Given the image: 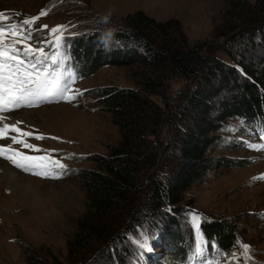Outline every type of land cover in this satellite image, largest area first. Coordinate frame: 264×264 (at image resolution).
<instances>
[{
	"label": "rangeland",
	"instance_id": "rangeland-1",
	"mask_svg": "<svg viewBox=\"0 0 264 264\" xmlns=\"http://www.w3.org/2000/svg\"><path fill=\"white\" fill-rule=\"evenodd\" d=\"M42 11L46 14L40 15ZM0 13L10 17V20L3 21L5 25L22 24L24 19L39 17L24 28L31 31L30 41L36 46H39L38 42L48 41L43 46L50 54L55 51V35L51 29L63 25V31L67 33L62 41L70 44L62 46V53L69 58L74 40L86 44L94 33L102 29L122 31L125 29L124 22H132L137 15L166 25L171 43L183 44L186 49L199 48L204 57L213 56L223 61L227 70L234 68L241 72L243 66L238 62L256 67L264 58V42H260L259 37L264 35V0H0ZM256 18L261 21L256 22ZM68 29L69 35H81L74 40L67 38ZM92 44L93 49L102 50L107 57L122 52L120 46L105 43L103 38L101 42ZM158 44H155V49ZM235 52L238 56L233 59L229 53ZM141 55L151 60L143 52ZM79 62L76 61L75 65L79 70V78L73 84L75 99L61 100L66 103L54 101L51 105L20 107L2 114L8 120L9 114L21 115L22 110H36L30 116L31 122L19 121L17 125L23 132L32 133L22 139L35 148L13 143L11 136H19L18 133H9L8 137L0 139V144L10 145L13 150L46 156L51 163L48 164L50 169H41L50 172V175H37L35 171L16 167L0 156V160L25 177L23 181H14L0 176V264H28L26 248L34 250L44 264H72L69 244L78 232V220L88 209L87 194L77 172L82 169L96 170L97 166L90 158L108 155L109 148L118 146L121 141L119 128L104 110L101 96L94 92L96 89L118 87L142 93L152 67V64L106 65L90 74ZM166 70L167 67H163L157 74L160 76ZM219 77L212 78V86L221 83ZM229 80L232 84L238 81L233 75ZM232 84L226 87V92L222 93L225 99L218 100L219 103L232 102L233 95L237 94L231 92ZM205 85L203 79L198 88H205ZM187 88H190L187 82L170 79L164 90L167 100L172 102ZM153 104L158 107L155 111L164 112L166 109L162 96H155ZM57 110L63 113L58 114ZM187 120L182 122L181 127L190 124ZM231 124L233 128L219 133L221 143L210 151L214 163L212 172L186 192L182 213L168 215L165 221H162L163 217L153 215V218H158L135 232V238L130 239L134 251L127 260L128 264H144L145 259L149 261L147 264H153L152 258L158 257L159 261L173 260V256L167 253L172 249L169 236L172 232L177 233L173 220L184 231L180 234L185 244L190 239L191 245L193 243L202 248L204 243L198 229L199 221L228 222L237 227L236 234L240 240L229 250L223 263L231 264L232 259L236 264H264V133L236 119L231 120ZM167 125L164 124L161 134L168 140L173 133ZM52 161H59L65 167L60 169ZM26 178L32 181L25 183V180L28 181ZM164 181L168 184L170 180L165 178ZM143 195L142 190L140 197L144 200L146 195ZM167 204L166 200L164 209ZM195 214H198V219L194 221ZM125 237L129 240V232L123 239ZM145 242L148 247H140ZM241 243L250 246L247 253ZM123 247L119 241V250L124 252L126 249ZM105 249L106 245L97 246L84 264L104 262ZM201 254L206 255L207 252L201 251Z\"/></svg>",
	"mask_w": 264,
	"mask_h": 264
},
{
	"label": "trees",
	"instance_id": "trees-1",
	"mask_svg": "<svg viewBox=\"0 0 264 264\" xmlns=\"http://www.w3.org/2000/svg\"><path fill=\"white\" fill-rule=\"evenodd\" d=\"M259 19L254 20L261 21ZM124 26L122 31L102 29L94 33L86 44L74 40L81 33L68 34L67 37L75 43V48L72 44L71 50L74 64L80 61L90 74L106 65L152 64L142 93L118 87L96 89L94 92L101 96L104 110L119 128L121 141L118 146L109 148L108 155L90 158L96 164V170L82 169L77 172L87 194L88 209L78 220V232L69 244L72 264H84L99 245H106L107 248L101 264H128L127 260L134 251L130 239L135 238V232L141 227L146 228L158 217H163L162 221H165L168 215L181 214L186 192L212 172L214 163L210 151L221 143L219 133L233 128L231 120L249 123L260 131L264 129V58L256 67L238 62L243 66L241 72L234 68H229V71L223 61L213 56L204 57L199 48L186 49L183 44L171 43L167 26L157 24L144 15H137L132 22L125 21ZM107 33H111L107 43L120 46L125 54L121 52L107 57L102 50L92 48V43L101 42ZM259 37L260 42H264V35ZM155 44L159 48L155 49ZM61 45L65 46L66 42ZM96 50L97 53H94ZM142 52L151 60L143 57ZM229 56L236 59L238 55L235 52L229 53ZM163 67L168 70L159 76L157 72ZM217 75L221 83L212 86V78ZM232 75L238 80L233 84L229 80ZM206 76H209L208 80ZM174 78L187 82L190 88L169 102L164 90L166 82ZM203 79L205 88H198ZM229 84H232L231 92H237L239 96L235 94L231 103L222 104L225 99L222 93L226 92ZM193 85L195 87L191 88ZM155 96H162L166 104L164 112L155 111L158 110L153 104ZM221 99L223 101L219 103ZM187 119L190 124L181 127ZM164 124H168L173 133L168 140L161 134ZM165 178L170 180L168 184ZM142 190L146 195L144 200L140 197ZM166 200L168 207L164 209ZM153 215L158 217L153 218ZM173 222L177 233L172 232L169 236L172 249L167 252L173 260L159 261L158 257L157 261H151L153 264H194L190 258H196L198 247L191 245L190 239L185 244L180 234L184 231L175 220ZM200 230L211 250L222 255V263L229 250L240 240L236 234L237 227L228 222L203 220ZM127 232L129 240L126 237V240L123 239ZM119 241L126 249L124 252L119 250ZM25 250L28 264H44L34 250ZM145 260L144 264H147L149 261ZM195 260L204 262V258ZM231 264L236 263L231 259Z\"/></svg>",
	"mask_w": 264,
	"mask_h": 264
},
{
	"label": "snow or ice",
	"instance_id": "snow-or-ice-1",
	"mask_svg": "<svg viewBox=\"0 0 264 264\" xmlns=\"http://www.w3.org/2000/svg\"><path fill=\"white\" fill-rule=\"evenodd\" d=\"M43 11L40 15H45ZM39 17L34 16L24 19L21 23L4 24L3 21L10 20V17L0 13V139L12 135L13 143H19L25 147L35 148L34 145L26 144L23 136H30L32 133L23 132L17 125L19 121L8 123L7 117L2 115L20 107H33L52 99H75L73 84L78 77L77 73L67 66L70 59L61 53V40L63 25L51 29L55 35V51L48 53L44 44L48 41L38 42L39 46H33L28 41L32 39L31 31L24 28L25 25H32ZM106 19V18H105ZM42 27L46 28L47 25ZM111 38V33L106 34L105 43ZM23 45V47H19ZM42 138V137H37ZM38 150V149H37ZM0 156H4L17 167L26 171H35L45 168L46 156H26L15 151L10 145L0 144ZM52 163L63 169L65 165L59 161ZM37 175H47V171H35ZM198 219V214L193 217ZM244 252L250 250V246L241 243ZM147 248V242L140 245Z\"/></svg>",
	"mask_w": 264,
	"mask_h": 264
},
{
	"label": "bare ground",
	"instance_id": "bare-ground-1",
	"mask_svg": "<svg viewBox=\"0 0 264 264\" xmlns=\"http://www.w3.org/2000/svg\"><path fill=\"white\" fill-rule=\"evenodd\" d=\"M51 105V104H50ZM48 106L45 107H41L38 112L40 110H44L46 109ZM36 110H31V111H27V110H22L21 111V115L20 114H9L8 115V123H13L16 121H25V122H31L30 120V116L33 114V112ZM56 112V111H55ZM56 113H63L57 110ZM65 115V112H64ZM0 172H1V177L5 178V179H9V180H14V181H23L25 179V177H23V175L17 173L14 171V169L12 167H10L5 161L0 160ZM13 177V178H12ZM28 181L25 180L26 182H31V178H26ZM28 184V183H27ZM30 185V184H29Z\"/></svg>",
	"mask_w": 264,
	"mask_h": 264
}]
</instances>
